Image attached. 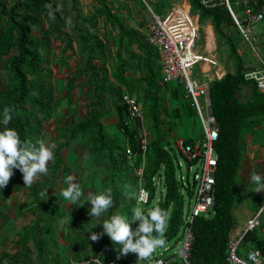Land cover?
I'll use <instances>...</instances> for the list:
<instances>
[{
    "label": "trees",
    "instance_id": "1",
    "mask_svg": "<svg viewBox=\"0 0 264 264\" xmlns=\"http://www.w3.org/2000/svg\"><path fill=\"white\" fill-rule=\"evenodd\" d=\"M97 1L100 8L95 11V15L84 17L75 11L77 5L74 3L69 7L67 0L61 3L58 0H0V78L3 60L7 58L4 63L7 81L0 86V121L3 119L4 107L15 106L14 118L7 127L15 129L21 140L36 143L43 134L45 123L53 116L56 91L51 79L52 73L47 69V58L43 54V49L50 51L46 48L50 47V43L48 39L43 40L33 34L37 27L41 29L47 26L49 36L55 40L65 41L68 50L73 51L74 43L78 46L83 66L71 76L67 92L70 94L74 82L81 77H88L90 89L87 116L80 122L70 125L63 141L56 145L51 176L42 183L34 182L30 187L31 201L26 208L36 215L35 221L18 235L16 246L19 251L15 254L2 252L0 264H29L33 259L30 244L36 253L34 260L37 264L71 262L97 264L88 262L92 257L99 258L101 264H142L130 253L126 256L121 255L122 246L114 244L104 234L102 228L104 220L111 215H121L127 211L128 217H131L136 199H131V203L125 202L124 190L119 188L116 182L120 180L119 176L122 174L130 185L132 182L138 184L136 170L139 169L143 170V185L149 192V202L142 207L145 210L156 207L153 204L157 200L156 193L159 192L161 199L158 200L157 206L169 211L165 229L166 244L173 243L172 248H177L183 239L185 196L186 193L192 194V191L183 186L177 176L179 169L177 163L179 158H182L181 155L176 149L167 147L164 141L161 94L165 86L162 85L158 53L148 44L146 38L139 41L144 55L143 79L146 82L142 102L144 118L142 125L140 118L131 114L128 104L122 102L126 93L123 94L121 84L127 81L123 79L121 73L113 74L117 81L114 85L108 75L100 72L95 65V61L107 48L104 37H99L97 33L98 19L104 18L107 23L116 27L120 37L122 28L121 22L114 17L105 0ZM191 1L194 7L199 9L201 20L210 19L214 32L228 45L229 55L236 65V70L210 83L211 112L218 130L217 139L213 143L218 161L211 215L200 216L193 221L194 239L188 263L176 257L171 264H230L228 241L239 235L234 233L237 223L233 210L236 179L242 164L239 144L241 130L253 124H264V93L259 92L255 81L246 78L249 69L243 64L236 42L224 31L228 26H235L224 4L221 1H212L209 6H204L198 0ZM231 1L235 3L238 0ZM261 2L264 4V0ZM46 5H51L53 14L51 17ZM106 96L112 99L118 120L117 126L124 135V141L111 138L105 131L102 119L106 114L104 102ZM145 124L147 139L144 149L142 141ZM4 127L0 123V131H3ZM88 132L91 134L87 141L88 150L96 152L98 156L104 155L107 165L105 179L108 181V188L112 189L114 206L105 212L96 228L95 233L100 235L101 239L96 242L90 239L88 245V238L76 233L77 237L68 245L69 256L63 255L61 250L55 255L53 247L56 245H49L43 237L47 232L44 228V199L55 174L61 169L62 152L69 148L77 136H84ZM186 144L196 143L188 141ZM19 171L13 170V177L16 179L21 178ZM11 181L12 178L7 186ZM7 199V192L4 188L0 189V232L5 219ZM118 207L121 212L115 213ZM257 229L249 232L241 242V245L244 242L250 245L244 250H241L240 246L241 256H245L251 250H259L264 256V241L258 235ZM143 261L145 263L146 260Z\"/></svg>",
    "mask_w": 264,
    "mask_h": 264
},
{
    "label": "crops",
    "instance_id": "2",
    "mask_svg": "<svg viewBox=\"0 0 264 264\" xmlns=\"http://www.w3.org/2000/svg\"><path fill=\"white\" fill-rule=\"evenodd\" d=\"M58 1L61 3L63 0ZM74 3L77 5L75 11L80 12L84 17L94 16L95 11L100 8V4L97 0H67L69 7ZM105 3L114 17L121 22V37L119 30L116 27L107 23L104 18L98 19L97 33L99 37H104V42H106L107 48L95 61V65L99 68L100 72L108 75L110 82L114 85L117 84V81L113 77V74L121 73L123 79L127 81V83L122 82L121 84L123 94H129L142 104L146 82L143 79L145 75L142 64L144 55L139 46V41L144 40L146 37L150 22L149 11L138 0H105ZM151 5L159 15L164 17H169L173 13L175 7L179 5H183L189 9L192 15L194 9L199 10L194 7L191 0H153ZM236 6L241 8L239 1L235 2V7ZM193 16L199 21L200 35L204 36V45L202 47L205 55L216 61V64L211 65L204 63L199 66L202 73L208 74V83L210 84L215 79L224 77L227 73H234L236 65L230 58L229 47L214 32L211 20H201V13ZM204 21L207 22L206 25H204ZM38 28L39 27L34 29L33 34L43 40L48 39L51 50L58 55L59 63L57 67H67V75L62 78L67 82L68 86L71 76L83 66V59L78 52L76 43L73 45V51L68 50L65 41L55 40L49 36L47 26L44 28L42 27V30ZM35 30L38 31L35 33ZM224 31L229 38L236 42L237 49L243 58L244 66L249 70L257 66L258 61L254 59L251 50L245 49L249 47L241 45L242 39L236 27L228 26ZM255 37L257 45L264 44V35L262 32L256 33ZM218 45H221L222 56L219 55ZM227 61L229 63H227ZM201 81L204 82L203 80ZM89 90L88 77H81L74 82L70 94L65 90L64 96L60 98V101H57L56 98L53 108V116L51 120L44 125L43 136L47 143L55 144L63 141L69 126L80 122L87 116L89 110L88 105L90 103ZM161 98V106L163 108L161 120L165 132L164 141L167 147L175 149L176 143L179 140H183L185 143L188 141L194 143L200 141V138L202 139L201 123L184 88L177 84L167 86L162 91ZM111 101V98L109 99L105 97L104 102L106 114L102 119V123L105 131L111 138H118L119 140L124 141V135L117 126L118 120ZM48 127L50 130L47 132ZM90 135V132H88L84 136H77L75 141L70 145H73L72 149L74 153L68 155L71 156L72 166L77 164L78 167H80L82 163L81 160L83 159L81 154L84 151L88 154L87 161L85 160L82 164L87 167L89 173L82 181V184H80L82 190L85 192V199H87L92 192H103L108 189V181L105 179L107 176L105 158L103 154L98 156L96 152H90L88 150L87 141L89 140ZM239 144L242 152V164L236 179L235 204L233 210L234 218L237 223L234 232L236 235L244 230L248 219L264 202V191L255 192V186L249 181L253 171L264 175V124H253L251 126L243 127ZM119 177L120 180L116 182V185L124 190L123 198L134 199L132 197L134 193L132 185L129 184V181H125L124 175L120 174ZM29 192L30 188L27 193ZM10 196L12 195L10 194ZM81 198L82 199L79 203H76L75 205H72L70 201L65 200L62 196H59L57 200L61 203L58 205L56 204L55 209L57 214H55L54 217L56 219H63V222L65 224L68 223L70 226L71 235L66 237L68 245L72 243L71 241L75 236L74 226L77 223L76 218L80 219V216L77 213L92 206L90 202L87 203L85 201L84 197ZM26 199L27 198L23 197L20 205L17 204L15 206L14 204L7 206L6 204L5 206V219L3 221V228L0 232V252L1 250L7 252L5 245L9 243V236L10 240H13L11 243L12 246L18 248V246H16V241L19 238L18 235L25 227L32 225L36 219L35 214L31 210L22 209L23 203ZM81 204H84V206L81 207ZM118 212H121L119 207ZM44 228L47 231L43 236L45 241L49 245H57L59 242L58 239L60 235H62L58 230L62 231V227H56L57 230L54 228L53 232L57 235V239L55 237L51 242L50 239L46 238V235L50 234L47 225H44ZM261 231L264 232V219ZM170 246V243L165 244V248H169V250L171 248ZM58 248L61 251L64 250L60 244ZM176 250L177 248H174L171 252L174 253ZM139 263L142 262L139 260Z\"/></svg>",
    "mask_w": 264,
    "mask_h": 264
},
{
    "label": "built area",
    "instance_id": "3",
    "mask_svg": "<svg viewBox=\"0 0 264 264\" xmlns=\"http://www.w3.org/2000/svg\"><path fill=\"white\" fill-rule=\"evenodd\" d=\"M149 11L150 22L146 33V41L158 53V62L161 68L162 85L177 81L181 85L191 105L198 116L202 129V139L196 144H186L183 140L176 143V150L183 161H178V178L183 186L188 187L192 194H187L185 199L193 202L191 211L184 213L183 239L177 252L170 256H158L142 264H171L175 258H180L188 263L191 244L193 242L192 224L195 218L209 217L214 205L215 173L218 155L213 143L217 139L218 130L211 112L210 84H205L193 75L196 65L216 64V61L207 57L200 51V24L189 9L183 5L175 7L169 17L159 15L152 7L153 0H138ZM213 1V0H212ZM211 0H202L201 4L209 6ZM229 11L236 29L251 48L255 50V26L264 21V4L261 0H238L243 6V15L236 11L235 3L231 0H220ZM246 4V5H245ZM246 78L255 81L259 92L264 93V60L258 56V65L251 68ZM123 103L128 104L131 114L139 117L144 123L142 104L134 97L125 94ZM145 128L143 127V130ZM144 133V132H143ZM213 135H216L213 137ZM147 134L143 135V148L145 149ZM129 153V151H128ZM189 164V165H188ZM138 179L137 195L143 188V170H136ZM137 203V201H136ZM141 205V206H142ZM264 216V202L248 219L244 230L238 236L228 241V255L230 264H260L259 250H251L245 256L239 254L241 242L245 236L262 226L261 218ZM88 262L101 264L99 258H91ZM87 262H81L85 264ZM71 264H74L71 262ZM133 264V263H132Z\"/></svg>",
    "mask_w": 264,
    "mask_h": 264
},
{
    "label": "clouds",
    "instance_id": "4",
    "mask_svg": "<svg viewBox=\"0 0 264 264\" xmlns=\"http://www.w3.org/2000/svg\"><path fill=\"white\" fill-rule=\"evenodd\" d=\"M45 7L49 9L51 17L53 15L51 5ZM14 112L15 106L4 107L3 119L0 121L5 126L4 130L0 131V189L8 185L14 175V169H19L22 172L25 186L30 187L38 175L47 173L49 162L54 160L55 144H49L44 139H39L36 143L30 140H21L15 129L7 127L14 118ZM249 181L255 186V192L264 191V175L253 171ZM64 182L67 187L61 189L59 195L65 200L75 205L81 200V197L85 199V192L81 185L75 182L74 176L67 175ZM42 195L44 194L42 193ZM146 197L145 190L141 188L139 195L135 197L137 203L132 209L131 217L114 214L105 219L102 225L104 234L114 244L122 246L121 255L126 256L129 253H134L138 255L139 260L148 259L158 248L165 246V229L169 220V211L159 206L145 210L141 205L147 202ZM85 201L92 205L89 215L93 219L99 218L114 206L112 189L92 192ZM83 206L84 204H81V207ZM136 221L140 223L138 228L133 231L132 224ZM90 238L96 242L101 239V236L93 232ZM179 247L180 244L177 248L179 249Z\"/></svg>",
    "mask_w": 264,
    "mask_h": 264
},
{
    "label": "rangeland",
    "instance_id": "5",
    "mask_svg": "<svg viewBox=\"0 0 264 264\" xmlns=\"http://www.w3.org/2000/svg\"><path fill=\"white\" fill-rule=\"evenodd\" d=\"M236 8H237L236 11L238 12V14L243 15V7L241 6V8L240 7L238 8L236 6ZM192 13H193V15H197V14L199 15L200 14V11L194 9ZM203 23H204V25H206L207 22L204 21ZM37 31L35 30V33ZM255 32L256 33L262 32L263 35H264V21L258 23L255 26ZM203 45H204V36L203 35H200V41H199L200 51L202 53H205L204 52V49L202 47ZM241 45H244V46H248L249 47V48H245V49L246 50H248V49L251 50V53H252V55H253V57H254V59L256 61H258V56L261 57L264 60V44L263 45H257V44H255V50H253V49H251V45H249L245 40L242 39L241 40ZM76 46H77V44H76ZM46 48H49L50 51H47L48 49H46V50L43 49V54H45V56L47 58V63H48L47 69L49 71H51V73H52L51 79H52V82H53L54 89L56 91L57 101L58 100L60 101V98L62 96H64L65 90H67V82H65L64 79L62 78V77H65L67 75V72H66L67 67H65V68L64 67L58 68L57 67V65L59 63V61H58V55L55 52H53L50 47H46ZM218 49H219V51H218L219 52V55L222 56V54H221V45H218ZM6 59L7 58H4L3 64H2V75H1V78H0V86L7 81V72H6L5 68H4L5 67V64L4 63H5ZM227 63H229V62L227 61ZM199 66L200 65H196L195 66V68L193 70V75L196 78H198L199 80H203L205 84H209L208 81H207L208 74L202 73L200 71ZM173 84L179 85V83L177 81H173V82L169 83L168 86L173 85ZM166 87H164L163 90ZM106 98H109L110 99L109 96H106ZM144 128L145 129L143 130V132H144L143 135L145 133L147 134L146 124H145ZM49 130H50V128L48 127L47 132ZM201 130H202V134H203L202 126H201ZM39 139H44L43 134L39 137ZM200 140H201V138H200ZM60 142H62V141H60ZM60 142L55 143V145H58ZM72 147H73V145L72 146H69L68 149H66V150H64L62 152V155H63V163H62L61 169H60L59 172H57L55 174L54 181L51 184V186L49 187L48 192H47V194L45 196V199H44L45 200V204H44V216L43 217H45V225H47V227L49 229V233H50V234L46 235V238L47 239H50V242L52 240H54L53 238H55V237L57 239V235H55V233L53 232L54 231V228H55V230H57L56 227H58V228L62 227V229H63L62 231L61 230H58L59 233L62 234V235H60V237L58 239L59 242L57 241L58 244L57 245L56 244H53V245H56L57 246V247H53V251H54L53 254H55V255L60 251L59 248H58V246L60 244L64 248V250L62 251L63 255L69 256V248L67 246L68 244H67L66 237H68L69 235H71V233H70L71 232L70 231V226L68 225V223L65 224L63 222V219H56L54 217V215L57 214L56 209H55L56 208V204L58 205V204L61 203V202L57 201L58 200V197L59 196L61 197V195H59V193H60L61 189H64V188L67 187V185L64 182L65 181L66 174L67 175L74 176L75 177V182H77L79 184H82V181L85 179V177H87V175L89 173L88 172L89 170L87 169V167L82 164L85 160L87 161V159H88L87 158L88 154L85 151L81 154V157L83 159L81 160L82 163H81L80 167H78L77 164L75 166H72L71 156H68L70 153H74ZM75 147H78V146H75ZM179 161H183L182 158H179ZM52 169H53V164H52V161H50L49 162V165H48V171H47V173L46 174H43V175H38V178L36 179L35 182H41V183L44 182L47 178H49L51 176ZM19 174L21 175V178L16 179V177H12L11 184L9 186H7V188H4L5 192H7V194H8V199L6 200V204H7V206L14 205V204H15V206L17 204L20 205L22 203V198L24 197V198H27V199L23 203L22 209H27L26 206L31 201V199L29 197V193H27V191L29 190V188L31 186L30 187L25 186L22 172L19 171ZM131 184L133 185V189H134V193H133L132 197L135 199V194L137 195L138 184H134V182H132ZM159 190H161V188H159ZM10 194L12 196H10ZM156 194H157V196H156V199L157 200L154 201V204L153 205H156L157 206L158 200L161 199V197H160L161 194L159 192L156 193ZM10 200H11V202H10ZM124 200H125V198H124ZM263 200H264V198H263ZM126 201H128L127 203H131V199L130 198H126ZM77 203H79V201ZM65 205H66V203H65ZM192 205H193V202L190 203L189 199H185L184 213H187L188 211H191ZM142 206H144V205H142ZM91 207L92 206L88 207L84 211H80L79 213H77L80 216V219L76 218L78 224L76 223V225L74 226V228H75V231H74L75 236H74V238L77 237L76 233L77 234H80L81 233V236H85L86 238H88V245L90 244V241L89 240L91 239L90 238L91 237V234L93 232H96V228L99 225L100 218L105 214V213H103L101 217L94 218L93 219V217H91L89 215V212H90ZM115 213H118V208L115 209ZM121 215L128 216L129 214L126 211L125 214H121ZM263 219H264V216L261 218L262 225H263ZM139 223H140L139 221H136V222H134L132 224L133 231H135L138 228ZM257 232H258V235L264 241V232H262L260 228L257 229ZM8 238H9L8 239L9 243L5 245V248L7 249V253H9V254H14L15 252L17 253L18 252V248H15L14 246H12L11 243L13 242V240L12 241L10 240V236ZM60 238H61V240H60ZM172 244L170 246L171 247L170 250L169 249L167 250L165 248V246L163 248H158L146 260H151V259H154V257H158V256L164 257V256H170V255H172V252L171 251L174 249V248H172ZM240 246H241V250H244V249L248 248L250 245H248V244H246L244 242ZM30 247H31L33 259L29 262V264H37L35 262V260H34V256H35L36 253L33 250L32 244H30ZM177 250H178V248H177ZM2 252H6V251L1 250L0 254ZM260 254H261V257H262L263 255H262L261 252H260ZM130 255L133 256L134 258H136V260L138 261V255L137 254L130 253ZM263 257L261 258V260L263 259ZM260 264H264V259H263L262 262H260Z\"/></svg>",
    "mask_w": 264,
    "mask_h": 264
},
{
    "label": "water",
    "instance_id": "6",
    "mask_svg": "<svg viewBox=\"0 0 264 264\" xmlns=\"http://www.w3.org/2000/svg\"><path fill=\"white\" fill-rule=\"evenodd\" d=\"M216 135H213V137H215Z\"/></svg>",
    "mask_w": 264,
    "mask_h": 264
}]
</instances>
